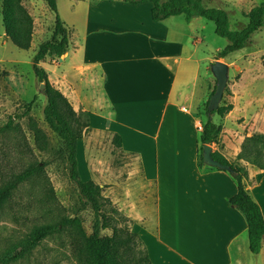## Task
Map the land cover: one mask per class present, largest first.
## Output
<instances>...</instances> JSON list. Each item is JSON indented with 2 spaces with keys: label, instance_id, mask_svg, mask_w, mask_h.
<instances>
[{
  "label": "crops",
  "instance_id": "obj_1",
  "mask_svg": "<svg viewBox=\"0 0 264 264\" xmlns=\"http://www.w3.org/2000/svg\"><path fill=\"white\" fill-rule=\"evenodd\" d=\"M144 6L150 11L153 8L149 2L128 4L127 8L138 10L132 17L138 20ZM153 22V26L160 24ZM169 35L167 31L140 34V47L133 50L124 46L89 48L87 39L83 61L60 69L61 85L56 88L77 112L89 115L93 129L79 145L88 146L87 181L108 187L107 196L133 221V230L152 264H245L248 223L230 204L237 184L228 172L201 165V134L206 121L201 109L209 100V77H203L197 92L199 60H194L193 54L188 56L183 44L171 50ZM77 45L72 46L70 38L69 50L75 47L80 53L81 45ZM68 52L59 63L69 57ZM128 57L134 64L110 67L114 59L126 61ZM187 62L190 65L183 66ZM194 62L198 63L195 68ZM128 77L137 81H128ZM235 113L234 107L224 118L213 116L215 124L223 125L219 139L226 138L222 144L233 158L245 137L253 134L239 136L237 145L231 146L229 134L237 133ZM108 133L120 135L123 152L132 157L124 174L111 170L113 156L105 147ZM212 147L213 152L222 153ZM242 165L249 171L245 185L251 193L257 168L246 162ZM261 253L264 255V241Z\"/></svg>",
  "mask_w": 264,
  "mask_h": 264
},
{
  "label": "rangeland",
  "instance_id": "obj_2",
  "mask_svg": "<svg viewBox=\"0 0 264 264\" xmlns=\"http://www.w3.org/2000/svg\"><path fill=\"white\" fill-rule=\"evenodd\" d=\"M202 2L208 8L226 10L231 29L241 30L248 24L247 15L251 9L264 0H202ZM22 3L34 21L33 41L29 50H21L11 42L5 34L0 17V71L8 73L7 76L0 77V187L7 184L13 175L32 165H45V172L44 177H34L19 186L0 208V264H83L74 253L68 232L48 237L30 255L21 260L13 261L7 257L8 251L23 242L35 227L58 222L75 212H79L88 234L92 232L93 225L92 211L89 208L78 210L81 205L75 195V185L70 181L63 166L56 162L53 152H50V149L58 148L59 140L45 122L44 109L47 99L41 91L42 83L32 68L33 57L39 46L52 38L56 14L44 0H22ZM57 4L58 15L71 31L72 46L73 43L74 46L80 44L81 52L78 53V49L70 47L69 57L63 63L50 57L41 62L40 66L48 72L50 82L55 87L61 85L60 69L83 61L87 39L90 42L89 48L96 46L99 50L102 47L107 49L124 46L133 50L140 47V34L167 31L170 34L168 44L171 45V50H178L183 44L186 54L188 56L193 54L194 60H199L197 92L201 89L203 77L208 76L210 98L217 84L211 72V65L215 63L218 52L229 45L227 39L216 34L213 22L202 17H195L187 22L185 16H177L153 26L156 24L152 21L151 11L147 6L139 11L138 18L141 20H135L132 17L138 14V10L128 9L125 0H57ZM125 60L119 61L116 58L110 67L123 66L124 63L134 64L128 61L131 58ZM220 60L230 67L224 102L233 104L236 108L234 117L237 133L232 131L229 134L231 146L234 147L239 136L250 132L264 133V28L252 36L250 43L243 50ZM197 64L194 62L192 65L195 68ZM209 64L210 69L207 71ZM185 65L189 66L190 63L187 62L183 66ZM186 79L192 87L194 84L189 74L186 75ZM127 80L136 82L137 78L128 77ZM236 94L239 98H235ZM205 106L206 104L201 109L203 115ZM11 119L13 124L9 127ZM93 123L96 124L97 121L94 119ZM37 130H40L38 137ZM223 130L222 125V132ZM91 132L85 139L89 138ZM223 139L220 138L213 146L218 147L233 160V156H229L225 151ZM112 140L113 135L108 133L105 147L111 154ZM87 153V145H82L78 150L80 174L85 181L88 180ZM131 158L129 154L118 153L112 158L111 170L113 169L117 175L126 173L125 169ZM202 158L201 151L200 159ZM254 171L255 191L251 190L250 194L264 214V171L258 169ZM105 195L107 196L106 192ZM120 223V226H130L125 221ZM137 242V250L142 251L143 245L138 240ZM246 253L248 257L243 258L245 264H264V255L262 253L253 255L249 250L248 241Z\"/></svg>",
  "mask_w": 264,
  "mask_h": 264
},
{
  "label": "trees",
  "instance_id": "obj_3",
  "mask_svg": "<svg viewBox=\"0 0 264 264\" xmlns=\"http://www.w3.org/2000/svg\"><path fill=\"white\" fill-rule=\"evenodd\" d=\"M51 11L56 14V21L51 40L42 43L33 57L32 68L38 80L45 84L44 95L47 104L44 109L45 122L59 140L58 148L50 149L59 165L63 166L70 181L75 185L80 208H89L93 214L92 232L88 234L79 212L65 216L58 222L35 227L27 238L8 251L10 260L17 261L30 255L45 239L68 232L76 256L83 264H152L140 236L132 229L133 221L125 217L105 195L107 186H100L93 181L82 179L79 168L78 150L82 140L91 132V122L86 112H77L71 101L57 89L49 79L48 72L40 66L46 58L61 59L67 54L70 46L71 31L58 15L57 0H44ZM126 3L137 6L152 3L151 16L153 21L161 23L172 17L185 16L190 22L195 17H202L213 22L216 34L228 40L229 45L218 52L215 57L220 60L230 54L243 50L250 43L252 36L264 28V2L251 9L248 13V24L241 30H232L229 14L219 8H208L202 0H125ZM0 17L4 31L11 42L21 50H29L33 41L34 21L24 7L22 0H0ZM0 71V77L7 76ZM212 92L211 96L214 94ZM210 96V98H211ZM205 106L206 121L201 134V151L205 145L218 143L222 126L213 121V116L224 118L234 108L233 104L223 101L216 111L209 114ZM26 114V113H25ZM12 119L9 127L12 126ZM40 135V130L36 131ZM112 155L123 154V144L120 135L112 140ZM203 157V156H202ZM213 157L224 165L231 167L228 172L237 184V194L231 198L230 204L239 209L248 223L249 250L253 255H259L264 241V215L259 204L252 198L246 188L245 180L249 179L246 162L264 171V133L255 132L246 136L241 151L233 160L228 159L219 151L213 152ZM202 158L201 165H204ZM45 165H32L21 173L12 176L11 180L0 187V208L7 202L19 186L28 180L44 177ZM125 221L130 226H120ZM109 231L110 234H104ZM144 249L138 251V242Z\"/></svg>",
  "mask_w": 264,
  "mask_h": 264
},
{
  "label": "water",
  "instance_id": "obj_4",
  "mask_svg": "<svg viewBox=\"0 0 264 264\" xmlns=\"http://www.w3.org/2000/svg\"><path fill=\"white\" fill-rule=\"evenodd\" d=\"M211 72L215 77L217 84L214 94L211 96L208 110L211 115L212 112L219 109L224 98L225 91L228 87L230 77V67L227 63L222 60H217L211 65ZM45 84L41 85V91L44 92ZM203 160L206 166L217 168L224 171H231V167L224 165L217 161L213 157V147L211 145H205L202 151Z\"/></svg>",
  "mask_w": 264,
  "mask_h": 264
}]
</instances>
